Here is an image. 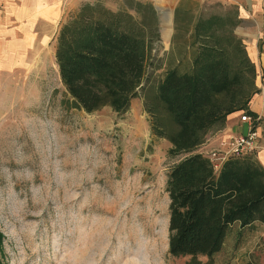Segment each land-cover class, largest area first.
<instances>
[{"label":"rangeland","instance_id":"374dc122","mask_svg":"<svg viewBox=\"0 0 264 264\" xmlns=\"http://www.w3.org/2000/svg\"><path fill=\"white\" fill-rule=\"evenodd\" d=\"M85 2L145 19V70L153 81L163 76L169 53L176 54L182 43L180 36L171 37L176 5L183 2L202 16L235 10L220 0L61 1L60 16L48 20L49 33L31 47L27 64L0 81L1 258L5 264H183L189 255L168 251L165 182L168 167L187 152L168 154L170 143L152 133L141 93L125 111L109 106L86 111L63 102L55 35ZM136 2L153 6L156 27L149 24V9L137 10ZM153 28L157 39L150 35ZM244 49L252 61L251 51ZM183 60L185 70L190 52ZM226 130L225 119L207 135L200 152L221 147ZM213 259L264 264V223L255 222L241 234L229 232Z\"/></svg>","mask_w":264,"mask_h":264},{"label":"trees","instance_id":"16d2710c","mask_svg":"<svg viewBox=\"0 0 264 264\" xmlns=\"http://www.w3.org/2000/svg\"><path fill=\"white\" fill-rule=\"evenodd\" d=\"M156 27V12L149 3ZM235 10L197 15L180 2L174 9L177 52L169 53L162 77L146 75L149 38L145 19L100 2H85L55 35V60L65 88L67 107L93 111L109 106L125 111L141 93L154 135L170 143L169 155L187 152L167 170L169 196L168 251L189 255L183 264H217L213 255L231 231L241 234L255 222L264 223V167L253 155H233L219 169L197 151L207 135L221 127L227 114L245 109L257 91L254 63L240 37L233 33ZM192 24V27L191 25ZM193 38L185 48V34ZM155 39L159 33L153 28ZM185 39V40H184ZM190 52L191 65L180 67ZM3 233L0 232V264ZM200 255L207 258L201 260ZM243 264H251L245 262Z\"/></svg>","mask_w":264,"mask_h":264},{"label":"crops","instance_id":"0c3cea01","mask_svg":"<svg viewBox=\"0 0 264 264\" xmlns=\"http://www.w3.org/2000/svg\"><path fill=\"white\" fill-rule=\"evenodd\" d=\"M61 1L0 0V81L4 74L10 75L12 71L27 64L31 47L39 36H45L43 38L46 39L49 33L48 20L52 21L60 16ZM220 1L231 3L235 8V14L232 16L235 20L233 33L241 38L242 43L254 57L252 61L256 67L255 83L258 89L251 96L248 107L253 112L252 125L258 134L254 155L264 167V0ZM197 15L200 14L194 13L193 18ZM190 25L192 27V24ZM174 32L173 22L171 37ZM190 32L191 28L185 34L184 44L187 50H190L191 46ZM249 127V122L241 120L237 110L227 114L226 135L244 133ZM199 148L198 146L196 150L200 151Z\"/></svg>","mask_w":264,"mask_h":264},{"label":"built area","instance_id":"2783aa9c","mask_svg":"<svg viewBox=\"0 0 264 264\" xmlns=\"http://www.w3.org/2000/svg\"><path fill=\"white\" fill-rule=\"evenodd\" d=\"M240 119L250 123V127L246 132L228 134L220 140L221 147L205 152L215 169H219L222 162L230 156L253 153L256 149L258 134L255 126L252 125L253 117L244 112L240 115Z\"/></svg>","mask_w":264,"mask_h":264}]
</instances>
